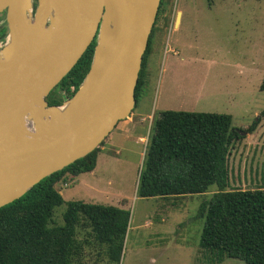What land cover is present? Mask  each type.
Returning <instances> with one entry per match:
<instances>
[{
    "label": "rangeland",
    "instance_id": "1",
    "mask_svg": "<svg viewBox=\"0 0 264 264\" xmlns=\"http://www.w3.org/2000/svg\"><path fill=\"white\" fill-rule=\"evenodd\" d=\"M169 6L188 11L179 31L167 28L152 46L132 120L120 127L122 120L105 139L94 170L81 173L74 182L58 183L65 202L55 208L50 226L64 224L71 200L131 212L120 261L109 260L105 246L88 235L91 227L82 224L78 237L90 239L91 244H86L74 264H207L212 260L200 247L205 218L199 209L218 187L185 197H141L139 174L154 119L164 110L228 113L235 128H246L259 117L264 109V0H213L211 5L208 0H169ZM61 94L64 101L69 98ZM248 135L250 140L244 138L231 147L227 189L264 188V118ZM220 264L246 262L228 257Z\"/></svg>",
    "mask_w": 264,
    "mask_h": 264
},
{
    "label": "water",
    "instance_id": "2",
    "mask_svg": "<svg viewBox=\"0 0 264 264\" xmlns=\"http://www.w3.org/2000/svg\"><path fill=\"white\" fill-rule=\"evenodd\" d=\"M161 2L0 0V26H8L0 44V208L93 152L131 116ZM93 41L79 89L51 105L47 97Z\"/></svg>",
    "mask_w": 264,
    "mask_h": 264
},
{
    "label": "trees",
    "instance_id": "3",
    "mask_svg": "<svg viewBox=\"0 0 264 264\" xmlns=\"http://www.w3.org/2000/svg\"><path fill=\"white\" fill-rule=\"evenodd\" d=\"M208 2L211 5L213 0ZM7 34V24L1 25L0 40ZM95 45L93 41L51 91L47 97L51 105L63 103L61 92L70 98L79 89L90 69ZM150 45L151 38L136 88L137 98L144 85ZM262 118L264 109L248 127L235 128L228 113L168 109L154 119L137 193L141 197H185L206 193L212 185L218 187L199 209V215L205 218L200 247L212 257L207 264H220L228 257L246 264H264V188L227 189L231 147L254 133ZM104 142L0 208V264H74L86 244H91L90 239L78 237L82 224L91 227L88 235L105 246L109 260H121L131 218L126 208L71 200L63 215L64 224L50 226L55 208L65 202L58 183L94 170Z\"/></svg>",
    "mask_w": 264,
    "mask_h": 264
},
{
    "label": "crops",
    "instance_id": "4",
    "mask_svg": "<svg viewBox=\"0 0 264 264\" xmlns=\"http://www.w3.org/2000/svg\"><path fill=\"white\" fill-rule=\"evenodd\" d=\"M167 1H168V3L166 4V0H164L162 5L160 6V9H159V12L157 15V19H156V22L154 25L155 26L154 31L152 32V36H151L150 52H149V55L147 58L146 69L149 65V59H150V56L152 53V46L154 45V43L156 41H157V43L160 42V37L163 34V32L166 31L167 28H170V29L174 28V29H176V31H179L182 27L185 14L188 11L187 8L186 9H183V8H178V9L172 8V9H170L169 0H167ZM170 48H172V50H174L173 47H170ZM128 118L124 119V121L121 120L122 122L120 121L122 123L120 125V127L125 125L126 123L130 122V120H132V117L130 118V116H129ZM252 138H253V135H252ZM246 139L250 140V135H248L246 137ZM78 176H72V179H71L72 182H74ZM57 187H58V185H57Z\"/></svg>",
    "mask_w": 264,
    "mask_h": 264
},
{
    "label": "built area",
    "instance_id": "5",
    "mask_svg": "<svg viewBox=\"0 0 264 264\" xmlns=\"http://www.w3.org/2000/svg\"><path fill=\"white\" fill-rule=\"evenodd\" d=\"M0 44H4V41L0 40ZM72 89H74V86H72Z\"/></svg>",
    "mask_w": 264,
    "mask_h": 264
},
{
    "label": "flooded vegetation",
    "instance_id": "6",
    "mask_svg": "<svg viewBox=\"0 0 264 264\" xmlns=\"http://www.w3.org/2000/svg\"><path fill=\"white\" fill-rule=\"evenodd\" d=\"M7 23H4L3 25H6ZM8 27V26H7Z\"/></svg>",
    "mask_w": 264,
    "mask_h": 264
}]
</instances>
